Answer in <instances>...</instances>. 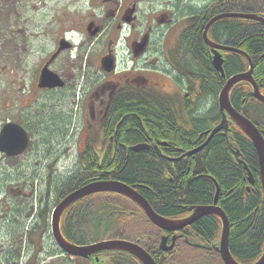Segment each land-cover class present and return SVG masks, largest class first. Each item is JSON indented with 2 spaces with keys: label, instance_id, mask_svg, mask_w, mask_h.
<instances>
[{
  "label": "flooded vegetation",
  "instance_id": "obj_1",
  "mask_svg": "<svg viewBox=\"0 0 264 264\" xmlns=\"http://www.w3.org/2000/svg\"><path fill=\"white\" fill-rule=\"evenodd\" d=\"M145 2L153 7L160 3V11L143 18ZM181 3L0 0V20L7 28L0 25V60L5 61L0 66V136L4 130H22L27 136V146L18 155L0 149V264H144L137 256L141 251L153 264H226L216 251L220 228L217 237L201 236L200 217L183 228L164 230L148 219L138 203L113 191L92 193L69 204L59 228L78 246L104 240L131 245L70 257L59 248L51 228L52 212L68 194L100 180L124 182L154 212L165 216L152 199L158 183L153 179L151 188L147 181H123L121 173L111 171L116 159L127 158L132 151L174 165L179 161L169 159L167 151L203 143L205 137L196 136L200 121L215 115L209 129L220 121L217 98L223 86L215 97L210 76L192 61L191 47L180 41L192 25L190 18L201 8L191 9L190 2L188 14L180 16ZM178 16H189V24L172 39ZM210 53L206 56L212 66ZM43 71L49 86L42 85ZM139 106L152 109L177 130L181 143L184 134L192 140L184 147L165 138L167 143H161L139 118L140 137L127 143L126 111ZM33 134L37 141L31 140ZM141 145L145 147L134 149ZM38 148L44 149L45 162L53 164L45 173ZM60 156L73 158L76 169L61 172L54 164ZM189 206L181 204L182 214L176 217H186ZM228 249L239 264H253L260 254L257 250L258 257L248 261L249 255Z\"/></svg>",
  "mask_w": 264,
  "mask_h": 264
},
{
  "label": "trees",
  "instance_id": "obj_2",
  "mask_svg": "<svg viewBox=\"0 0 264 264\" xmlns=\"http://www.w3.org/2000/svg\"><path fill=\"white\" fill-rule=\"evenodd\" d=\"M241 3L239 0L211 1L209 5L201 8L190 18L192 25L180 36L182 45L191 47L192 61H198L204 72L210 76L215 88L214 95L225 82H223L224 78L222 79L214 70L213 64L210 66L207 61L206 53L209 48L202 40L203 28L211 17L220 13L242 11L262 14L261 11L251 10ZM208 38L219 44L233 46L244 51L253 63L252 77L259 90L264 93V24L235 17L221 18L210 26ZM222 58L226 77L244 72L248 68L247 60L237 53L224 51ZM215 78L218 79V84L215 83ZM231 92L230 103L233 108L243 113L256 125L263 126L264 123L260 119L253 120V116L260 113L264 105L254 99L251 86L246 82L239 83ZM126 114L130 118L128 122L126 121L124 128L130 131L127 136L123 137L127 143L140 137L142 128L139 118L143 120L153 135H157L156 138L161 143H167L165 138L172 144L184 147L187 145V140H192L190 135L184 134L181 143L179 132L170 124L168 125L164 119L156 117L154 115L156 112L147 107L139 106L135 109H128ZM206 121L205 119L200 121L198 135H196L202 140L207 137L202 135L204 130L209 129ZM229 124L230 128L226 134L216 133L205 148L194 154L183 156L185 152L199 146V143L191 147L186 146L183 150L167 151L169 159L175 158L173 161H179L174 165L165 162V159L163 162L156 161L153 156L141 158L140 155H134L131 151L127 158L124 155L117 158V162L114 163L115 172L114 167L111 171L117 176L121 173L120 177L122 176L121 179L125 182L139 179L147 181L151 188L153 187L152 182H157L156 194L152 199L157 203L158 208L162 207L161 214L168 218L182 214L180 205L183 203L193 206L212 204L217 190L216 184L219 189L217 205L224 210L229 220V246L233 247L236 253L242 254L243 252L249 255L246 259L253 261L259 254L258 251H260L258 256L263 253L264 247V197L258 176L259 165L249 137L234 123ZM237 150L240 151V155L236 154ZM240 158L250 168L255 178L253 184L248 182L246 171L239 162ZM198 222L202 223L197 231L201 236L208 238L218 236L220 221L216 217L208 215L200 218ZM203 232L208 233L203 234Z\"/></svg>",
  "mask_w": 264,
  "mask_h": 264
},
{
  "label": "water",
  "instance_id": "obj_3",
  "mask_svg": "<svg viewBox=\"0 0 264 264\" xmlns=\"http://www.w3.org/2000/svg\"><path fill=\"white\" fill-rule=\"evenodd\" d=\"M244 18L248 20H254L256 22H259L261 24L264 23V16H260L256 13H243V12H225L220 13L217 15H214L211 17L210 21L207 23V25L204 27V31L202 33V40L206 43L208 46L210 52L212 53V61H213V67L214 69L220 74V76L223 78L225 76V72L223 71V63L224 60L222 58V51H235L239 53L240 55H244L245 58L248 60L249 67L247 71H244L242 73L234 74V76H231L227 78L225 81L223 88L219 92L218 96V103H219V109L222 114L221 120L216 126L206 132L207 138L206 140L199 146L198 149L205 148V145L215 136L216 133H218L221 130H224L225 132L229 129L228 121L230 119L231 122H233L235 125L238 126V128L246 134V136L249 137L251 143L254 146L256 155H257V164L259 165L258 170V176L260 180V187H262V194L264 197V128H259L255 123H253L247 116L244 114L238 112L236 109L233 108L232 103H230V95L231 90L234 88L235 85L239 83H248L251 86L252 96L257 100L260 101L262 104H264V94L259 91L256 81L252 77V68L253 63L251 59L245 54V52L236 49L234 47H229L225 45H220L213 40H210L208 38V31L210 28V25H212L214 22L220 20L221 18ZM42 79V85L49 86L48 85V76L45 71L41 74ZM27 136L24 131L19 130V132H12V133H6L4 130L1 133L0 136V149L5 151L8 155H17L20 154L27 146ZM145 147L144 145L137 146L134 149L139 150L141 148ZM236 154L240 155V151L237 150ZM239 162L243 166V168L246 171V177L248 182L250 184H253L255 182V178L250 170V168L246 165L244 160L242 158L239 159ZM215 182V181H214ZM216 185V184H215ZM100 191H113L116 193L124 194L130 199L134 200L136 203L140 205L143 212L146 213L148 219L157 226L161 227L162 229L166 230H177L180 228H183L189 224L195 223L200 217L212 215L218 219V221H221L220 225V239H219V247L216 249V251L221 255L223 261L226 264H239L235 261L232 254L229 252L228 246H229V220L227 218L226 213L224 210H222L219 205H217L218 202V194L219 189H217V192L214 196V202L212 204L206 205H197V206H189L188 210L190 211V214H188L186 217L182 218H167L163 217L160 214L154 212L150 205L146 202L144 198H142L137 192H135L133 189H131L129 186H127L123 182H118L114 180L105 181H93L89 182V184L80 187L79 190H76L68 196L63 199L58 206H56L55 210L52 214V223L51 228L53 229V236L56 240L59 248H61L65 253H67L69 256L79 257L82 255L87 256L91 255L94 252L103 251V249H114V246H124L129 245L128 242H122V241H102L97 243H92L91 245L87 246H78L70 243L66 238H64L61 234L60 228H59V222H60V215L64 210H66L69 207V204L72 202H75L79 200V198H82L86 195H90L92 193L100 192ZM131 245V244H130ZM137 256H139L140 260L144 264H153L151 261L150 256L145 254L143 251L138 252ZM253 264H264V247H263V253L262 255L254 261Z\"/></svg>",
  "mask_w": 264,
  "mask_h": 264
},
{
  "label": "rangeland",
  "instance_id": "obj_4",
  "mask_svg": "<svg viewBox=\"0 0 264 264\" xmlns=\"http://www.w3.org/2000/svg\"><path fill=\"white\" fill-rule=\"evenodd\" d=\"M213 1V0H182L183 3H181L179 6V10L176 9V11L178 10L179 14L178 15H183L185 16L184 14H188V12L190 11L189 9H193L196 8V7H200L202 8L203 5L206 6V5H209V3ZM240 2H242L241 4H243L244 6H246L247 8L249 9H255L257 11H263L264 10V0H239ZM190 2H193V4H189L190 5V8H187L188 7V3ZM240 4V5H241ZM31 5L33 6H36V3H32ZM164 6V5H163ZM151 8V9H150ZM156 8V9H155ZM170 8V6H169ZM161 7H160V3H158V6L157 7H153L151 6L148 2H145V3H142L141 4V11L143 13V18H146V16H148V14L154 10H158L160 11ZM198 9V8H196ZM189 10V11H188ZM192 12V11H191ZM197 13V11H195ZM194 12V13H195ZM0 15H1V11H0ZM5 16V15H4ZM187 16V15H186ZM188 18V19H187ZM177 20H180L178 24H176L173 28H172V39L174 38H177L180 34V32L182 31V29L186 26H188L189 24V16L186 17V18H181V17H177ZM1 21V20H0ZM0 25L4 28V30H7L6 28V23L5 21H1L0 22ZM2 59V58H1ZM5 61L4 60H0V66L2 64H4ZM216 97V95H215ZM214 97V99H215ZM205 106L204 102H203V106L201 107V109H203V107ZM260 121H263L264 123V108L261 109L260 113H258L257 115H255V117L253 116V120L254 121H257L259 120ZM215 121V115L211 116L207 121L206 123L209 125L210 127V124H213ZM264 126V125H263ZM31 140L34 142V141H37V135L36 134H33L32 137H31ZM72 151H74V147L72 148ZM41 152H44V149L42 148H38L37 149V154L39 155V159L42 157L43 158V161L45 162L46 161V156H43L41 154ZM56 167H58V169L61 171V172H64V171H69V170H73V169H76V162L73 160V158H67V159H64L63 156H60L58 158V161H56V163H54ZM79 164V163H78ZM77 164V165H78ZM28 167H29V170H32L33 169V165H31L30 163L27 164ZM44 170H43V173H45L46 171L49 170V168L53 165L52 163H48V162H45L44 164ZM79 167V165H78ZM77 167V169H78ZM30 172V171H29ZM73 264V263H71Z\"/></svg>",
  "mask_w": 264,
  "mask_h": 264
},
{
  "label": "bare ground",
  "instance_id": "obj_5",
  "mask_svg": "<svg viewBox=\"0 0 264 264\" xmlns=\"http://www.w3.org/2000/svg\"><path fill=\"white\" fill-rule=\"evenodd\" d=\"M207 25V24H206ZM205 25V26H206ZM204 26V27H205ZM206 44V43H205ZM208 47V46H207ZM228 52H230V51H228ZM211 61H212V53H211ZM212 64H213V61H212ZM219 93V92H218ZM209 130H211V129H209ZM209 130H206V131H204V133L203 134H207L206 132H208ZM207 136V135H206ZM207 138V137H206ZM206 140V139H205ZM199 146H201V144L199 145ZM199 146H197L196 148H194L193 150H189V151H187V152H185L184 153V155L183 156H189V155H191V154H194V152H197V151H200L201 149H198L199 148ZM203 149V148H202ZM215 188L216 189H218V186L217 185H215ZM216 192H217V190H216ZM216 194V193H215ZM215 196V195H214ZM213 200H214V198H213ZM214 202V201H213ZM65 211V210H64ZM64 211L62 212V213H64ZM62 215V214H61ZM60 215V216H61Z\"/></svg>",
  "mask_w": 264,
  "mask_h": 264
}]
</instances>
